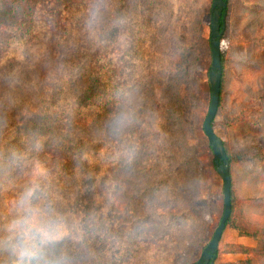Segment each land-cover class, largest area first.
<instances>
[{
  "label": "rangeland",
  "instance_id": "rangeland-1",
  "mask_svg": "<svg viewBox=\"0 0 264 264\" xmlns=\"http://www.w3.org/2000/svg\"><path fill=\"white\" fill-rule=\"evenodd\" d=\"M213 3L100 0L94 28L84 37L85 59L70 53L60 57L76 71L94 67L98 95L109 85L116 97L111 119L85 148L97 160L98 183L94 197L79 202L85 215L84 264H91V246L97 264H197L220 224L223 180L203 131L211 101ZM53 29L40 20L34 40L0 38L3 45L10 42L0 46V135L21 103L37 100L40 70L45 74L51 68L44 56L52 59ZM226 31L216 133L234 161L233 221L250 237L241 240L228 226L215 264H264V0H230ZM24 56L29 62L18 65ZM13 58L19 62L11 63ZM11 143L0 144V258L25 264V249L30 260L43 249L29 221L52 229L47 242L62 241L74 223L63 214L74 201L55 196L48 174L42 173L51 160L61 161L60 155L42 154L34 174L19 171L12 157L16 146L5 148ZM44 183L54 197H43L45 187L36 190ZM10 238L15 242H7Z\"/></svg>",
  "mask_w": 264,
  "mask_h": 264
},
{
  "label": "trees",
  "instance_id": "trees-1",
  "mask_svg": "<svg viewBox=\"0 0 264 264\" xmlns=\"http://www.w3.org/2000/svg\"><path fill=\"white\" fill-rule=\"evenodd\" d=\"M99 1L0 0V38L8 36L19 42L34 40L38 38L36 35L38 21L47 20L50 27L54 28V33L57 31L58 37L61 41L63 40L61 42L57 40V35L54 36V40H56L55 48L50 53L52 59L46 55L44 56V64L47 63V60L50 61L51 68L45 74L42 73L43 70H40L41 79L36 92L37 100L32 99L21 103V109L19 108L20 110L16 115L7 119V123L0 135L1 145L6 141H14V143L7 145L5 148L10 149L13 145L16 146L12 157L17 159V170L19 171L24 168L25 172L29 169L34 174L38 163L36 160L42 154L60 155L61 161L57 159L51 160L48 165H45L47 169L42 173L48 174L47 177H49L47 179L51 180L49 184L52 186L55 196L61 194L60 197L63 201H65V196H69L68 199L71 202L74 201L71 210L66 209L63 214V217L68 215V219H74L72 228L69 231V237L55 242L41 240L43 249L37 252V254L41 255H32L36 259L31 260V264H84V236L81 222L85 215L83 204H79V202L92 199L96 193L94 189L98 183L95 165L97 160L96 158H89L90 152L86 151L85 148L89 143L95 142L96 138H93L94 132L102 126H106L105 121L111 119L116 97L113 95V89L109 85L105 86L104 95L102 93L98 95L95 86L98 84V79L96 80L98 76L94 72V67L89 72H85L84 69L80 68L79 71H76L75 66L72 67L61 61L60 57L65 60L69 57L66 54L70 53L72 56L75 55L79 58L80 61L85 59L82 58L85 51L83 46L84 37L88 36L90 29L94 28L93 23L99 13ZM227 3L228 8L223 11V16L220 20L221 25L225 24V26L230 0H227ZM96 12L98 13L95 17ZM90 23L91 26L86 27ZM226 36L227 31L223 35L222 42L226 39ZM8 41L3 45V41L0 40V46L6 48L7 44L10 43ZM39 51L41 52V50ZM46 54H49V51H46ZM22 59L23 62H19V59L15 58L11 59L10 62H19L17 63L18 65H25L29 62L27 56ZM222 65L223 77L219 109L223 105L225 83V53L223 51ZM75 74L76 76H74ZM72 83H74V86L68 91V85ZM72 90H74L73 98L68 99V94ZM54 95H59L58 100H52ZM213 128L216 131L217 119L213 121ZM16 138L17 140H15ZM28 142H30L29 145ZM224 145L232 178L233 205L232 216L227 223V227L231 226L234 228L238 232L239 237L248 238L250 236L243 233L242 227L234 224L233 221V214L236 210V196L233 188L231 164L234 161L225 143ZM214 168L217 172L215 162ZM46 185L45 183L38 185L36 190L41 187L46 188ZM45 188L42 189V191H45L43 197H54L49 192L51 189ZM31 199L33 201V198ZM53 201H55V198H53ZM53 209L56 210V206H53ZM55 214L57 216V213ZM90 233L92 241H95L98 231L93 228ZM7 242L12 244L15 239L10 238ZM239 249L240 253H242L241 245H239ZM244 249L248 250V248ZM90 251L91 264H97L98 255L96 254V249L91 246ZM0 261V264L14 263V260L8 258V256L0 258ZM113 263L110 260L105 261V264ZM225 264H242V261Z\"/></svg>",
  "mask_w": 264,
  "mask_h": 264
},
{
  "label": "water",
  "instance_id": "water-1",
  "mask_svg": "<svg viewBox=\"0 0 264 264\" xmlns=\"http://www.w3.org/2000/svg\"><path fill=\"white\" fill-rule=\"evenodd\" d=\"M228 8L227 0H214L212 7V20H211V53H212V66L209 72L211 103L209 113L204 123V132L208 140L209 146L214 156V162L218 174L223 180L224 186V214L220 221L215 234L204 250L200 260L197 264H215L218 259L219 247L223 235L227 229L232 212V178L230 173V165L228 155L225 150L224 141L217 135L213 128V121L216 119L221 100L222 91V38L226 31V26L221 25L220 20L223 16V11ZM225 18V17H224Z\"/></svg>",
  "mask_w": 264,
  "mask_h": 264
},
{
  "label": "clouds",
  "instance_id": "clouds-1",
  "mask_svg": "<svg viewBox=\"0 0 264 264\" xmlns=\"http://www.w3.org/2000/svg\"><path fill=\"white\" fill-rule=\"evenodd\" d=\"M31 225V231L34 233L35 237L38 240H46L50 239L52 236V229L46 228L44 225L40 224L39 222L32 220L29 221ZM30 252L28 249H25L22 254V260L25 264H31V260H29Z\"/></svg>",
  "mask_w": 264,
  "mask_h": 264
},
{
  "label": "crops",
  "instance_id": "crops-1",
  "mask_svg": "<svg viewBox=\"0 0 264 264\" xmlns=\"http://www.w3.org/2000/svg\"><path fill=\"white\" fill-rule=\"evenodd\" d=\"M239 239H241L242 240V237H239ZM242 246V245H241ZM240 261H242V260H240Z\"/></svg>",
  "mask_w": 264,
  "mask_h": 264
}]
</instances>
